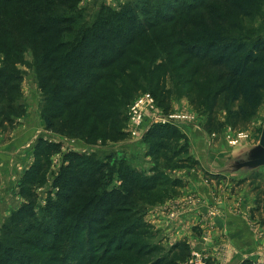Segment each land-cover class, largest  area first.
<instances>
[{
	"label": "trees",
	"instance_id": "obj_1",
	"mask_svg": "<svg viewBox=\"0 0 264 264\" xmlns=\"http://www.w3.org/2000/svg\"><path fill=\"white\" fill-rule=\"evenodd\" d=\"M78 1L0 0V117L5 122L13 123L23 113L14 100L22 81L17 68L27 50L34 56L36 82L49 94L43 117L46 129L86 137L88 143L99 134L114 136L108 122L117 103L110 94L123 92V82L135 83L141 67L138 57L145 56L148 62L149 49L158 48L163 55L160 64L148 68L149 87L162 105L169 106V79L195 109L208 113L211 123L221 105L237 104L227 118L234 129L244 127L264 103V39L233 35L237 28L229 21L251 17L254 6L264 8V0H166L161 8L154 0H143L144 5L137 0L148 15L143 22L100 4L89 25L86 8H76ZM174 134L170 125H154L146 137L160 143ZM35 147L33 164L21 179L26 204L0 234V264L186 262L185 243L162 254L156 245L138 248L130 239L148 231L136 206L143 190L155 187L154 177L142 185L126 171L119 172L121 187L108 191L107 164L69 155L68 166L55 180L57 200L37 213L33 188L44 180L46 154L53 147H45L41 140ZM253 192V211L260 214L264 177Z\"/></svg>",
	"mask_w": 264,
	"mask_h": 264
},
{
	"label": "rangeland",
	"instance_id": "obj_2",
	"mask_svg": "<svg viewBox=\"0 0 264 264\" xmlns=\"http://www.w3.org/2000/svg\"><path fill=\"white\" fill-rule=\"evenodd\" d=\"M154 1L159 8L166 2V0ZM139 2L144 5L143 0ZM135 3L139 5L137 0H80L76 3V8H86L88 25L92 22L100 4H105L111 11L127 13V18L130 20L136 18L137 22L146 21L148 15L142 11V5L136 7ZM130 4L132 6H129ZM60 14L63 12L61 11ZM229 21L237 28L232 31L233 35L245 38L260 36L264 39L263 7L258 6L255 9L254 6L251 17L239 19L230 17ZM150 27L147 28L148 33L152 34L153 28ZM111 41L115 44L118 42L117 39ZM136 44L137 41H133L131 45ZM145 45L148 46V42H145ZM148 51V62L145 56L138 57L141 67H138L135 83L123 82V92L109 93L117 103L115 108L109 111L113 118L108 123L115 129L114 136L107 138L106 135L99 134L95 137L97 139L89 143L86 142V137H67L46 129L43 117L49 94L47 96L42 92L36 82L32 51H25L23 63L17 68L22 75L20 92L18 96L15 95L14 100L15 104L22 106L23 113L15 117L10 124L0 117L2 123L0 146L8 145L7 148L0 149L2 158L0 159V234L4 225H7L16 212L26 204L22 196L21 179L33 164L37 154L35 145L39 140L45 147L50 145L53 149L50 148L46 154L48 164L42 174L43 182L33 188L37 213L49 201L57 200L59 187L55 185V180L62 169L68 166V156L78 155V157L90 158L91 161L97 160L98 164L108 165L111 174L110 176L107 174L108 178H106V181L110 182L107 186L108 191L121 187L122 179L119 172L123 174L126 171L142 185L146 178L154 177L155 187L143 190L136 206L137 216L143 214L141 221L148 229V231L141 230L135 237L130 238L132 241L136 240L138 248L156 245L160 247L161 251H158L166 254L176 243L182 242L189 248L186 262L198 255L210 264H214V261L208 258V252L195 250L186 238L177 236V232L185 231L201 239L209 237L206 236V231L209 232L212 226L211 218L218 209L208 206L204 197L212 188L217 191L213 193L214 203H219V200L225 197L233 200L234 206H231V209H239L238 205L241 202H237V198H240L248 204L246 215L251 223L256 227L257 222H261V226H264V211L260 214H255L253 211L256 196L253 186L259 184L264 177V164H255L257 157L254 152L261 142L264 103L244 127L234 129L227 118L229 112L237 108V104L226 107L221 105L214 112V123H211L208 113L204 109H195L179 87H175L177 83H171L169 79L167 81V88L171 91L169 106L162 105L159 98L155 99L149 87L148 68L160 64L163 55L158 48ZM136 55L137 52L132 57L135 58ZM131 71L133 72V69L126 70L129 74ZM142 102L146 103V107L142 110L138 108L137 113L145 111L144 120L141 125H137L134 124L136 123L134 112L131 121L130 109ZM150 105L153 109H150ZM166 124L174 128L175 134L172 139L166 137L158 143L155 142L158 139L146 137L152 126ZM27 130H31V134L28 137L23 136ZM2 154L8 158L4 159ZM23 158L27 159L25 165L24 163L22 165ZM92 163L94 162L89 161V165ZM253 178H256L254 183L251 182ZM195 184H199L200 190L192 187ZM208 187L210 189L206 191ZM188 216L193 217L194 223L191 227L186 226L187 229L181 228L179 222Z\"/></svg>",
	"mask_w": 264,
	"mask_h": 264
},
{
	"label": "crops",
	"instance_id": "obj_3",
	"mask_svg": "<svg viewBox=\"0 0 264 264\" xmlns=\"http://www.w3.org/2000/svg\"><path fill=\"white\" fill-rule=\"evenodd\" d=\"M31 134V130H27L23 136L28 137ZM22 136V137H23ZM4 146V145H3ZM0 146V149L7 148ZM4 159L8 156L3 155ZM0 159H2L0 157ZM27 159L23 158L22 165L26 164ZM19 165V166H22ZM7 166V163H6ZM5 167V166H4ZM200 190L199 184L192 186ZM210 187L206 191H208ZM203 192V190H201ZM216 189L212 188L208 192V195L204 197V200L210 207H217V213L211 218V225L209 232L206 231V236L198 238L195 234H187L183 231L177 232L179 238H186L191 247L195 250L205 252L209 255L208 258L214 261V264H254L257 262L264 263V226L257 222L255 227L251 221L247 218L246 208L247 202L240 200L237 197V202H241L238 208L231 209L234 206L233 200L222 197L217 203L213 202V193H216ZM237 204V203H236ZM194 223L193 217L188 216L183 218L179 224L181 228L187 229ZM192 248V249H193Z\"/></svg>",
	"mask_w": 264,
	"mask_h": 264
},
{
	"label": "built area",
	"instance_id": "obj_4",
	"mask_svg": "<svg viewBox=\"0 0 264 264\" xmlns=\"http://www.w3.org/2000/svg\"><path fill=\"white\" fill-rule=\"evenodd\" d=\"M145 104L146 103L142 102L141 104L135 105L134 107H132V109H130L131 121L133 120V118H132L133 117V112L136 114V116H135L136 117L135 118V122L136 123H134V124L141 125V123L143 122V120H144V112L145 111L137 113V110H138V108L139 109L141 108V110L143 108H145L146 107ZM149 107H150V109H153L152 105H150ZM184 264H207V261H206V259H204V258H202V257H200L198 255H195L192 259H190L189 261H187Z\"/></svg>",
	"mask_w": 264,
	"mask_h": 264
},
{
	"label": "water",
	"instance_id": "obj_5",
	"mask_svg": "<svg viewBox=\"0 0 264 264\" xmlns=\"http://www.w3.org/2000/svg\"><path fill=\"white\" fill-rule=\"evenodd\" d=\"M254 152L256 153L257 157L255 164H264V125L260 145L255 149Z\"/></svg>",
	"mask_w": 264,
	"mask_h": 264
}]
</instances>
